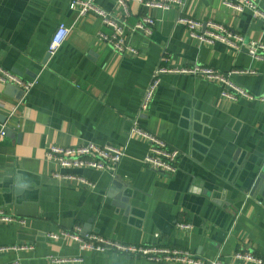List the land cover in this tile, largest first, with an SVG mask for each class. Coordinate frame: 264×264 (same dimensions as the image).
Here are the masks:
<instances>
[{
	"label": "crops",
	"instance_id": "1",
	"mask_svg": "<svg viewBox=\"0 0 264 264\" xmlns=\"http://www.w3.org/2000/svg\"><path fill=\"white\" fill-rule=\"evenodd\" d=\"M132 26L155 20L149 36L127 30L137 55L115 52L100 33L110 27L89 13L79 16L71 0H0V65L35 86L22 99L19 89L0 83V207L24 224H0V246L32 245L27 252L0 251V264H183L149 262L119 253H80L68 238L52 233L96 232L135 245L183 249L225 264H264V101L220 96V86L203 77L165 73L150 108L139 115L144 89L158 66L200 64L220 72L241 69L234 82L254 96L264 94V54L250 57L222 42L192 38L179 16L214 21L244 43L264 44V20L249 9L235 11L223 0H182L168 10L148 9L137 0H93ZM264 14V0H253ZM59 23L70 28L52 56L48 44ZM182 153L173 174L147 168L146 140L131 133L133 120ZM85 142L122 147L114 170L76 169L93 181L53 177L58 166L45 158L48 145ZM118 184V187L113 185ZM188 225L180 228L178 225ZM157 235V236H156ZM249 253L255 263L236 258ZM81 257L54 263L50 257Z\"/></svg>",
	"mask_w": 264,
	"mask_h": 264
},
{
	"label": "built area",
	"instance_id": "2",
	"mask_svg": "<svg viewBox=\"0 0 264 264\" xmlns=\"http://www.w3.org/2000/svg\"><path fill=\"white\" fill-rule=\"evenodd\" d=\"M126 0H119L118 5L126 11ZM141 5L148 9L156 8L168 10L171 6H182V0H137ZM223 4L235 11L242 12L249 9L254 17H262V14L253 0H223ZM69 8L77 12L79 16L94 13L107 27H110L111 34L100 33L99 38L108 42L111 48L117 53H129L137 55L138 51L125 40V33L131 30L149 36L155 25V20L150 16H144L132 26H128L124 21L118 19L113 12H108L100 8L93 0H71ZM176 23L184 26L192 38L202 42L213 44L222 42L233 50L245 49L247 54L254 59H261L264 54V44L255 41L243 42V38L238 33H232L223 25L214 21H197L187 16H179ZM70 28L64 23H59L57 29L50 39L47 52L50 56L54 55L63 45L69 34ZM165 73L188 74L203 77L214 81L220 86V96L228 100L245 98L248 100L258 99L264 101V94L254 96L248 91L237 85L233 76L236 74L254 73L241 69H232L225 73L214 68L195 64L190 67L171 68L158 66L151 75V80L144 89L143 96L139 105V115L146 113L150 108L156 90L161 83V77ZM0 83L12 85L20 90L22 99L28 95L35 86V79H23L13 72L4 69L0 65ZM131 133L138 138L144 139L148 143L147 151L142 159V163L155 171L173 174L178 171L179 160L182 153L178 149L170 148L162 139L156 137L143 127L137 119L133 120ZM6 135L5 126L0 128V140ZM124 156L122 147L112 145H97L92 142H85L75 146H59L50 144L45 149V158L58 166V170L53 177L56 179H70L81 182L85 187H94L93 181L84 176L73 174L76 169H94L98 171L114 170L117 168ZM25 220L7 213L0 207V224H24ZM180 228H189L188 225H178ZM157 236V235H156ZM50 239L59 240L68 238L79 244L80 253H99L111 254L119 253L134 258H142L149 262H174L183 264H225L219 258L200 259L192 252L161 246L158 243L151 245H135L122 243L112 238H106L96 232L82 233L80 226L72 230H62L59 234L52 233ZM32 245L15 244L12 246H0V251L27 252L32 250ZM236 258L246 259L255 263H261L260 259L255 258L249 253H236ZM54 263L80 262L82 258L50 257ZM18 259L13 264H18Z\"/></svg>",
	"mask_w": 264,
	"mask_h": 264
},
{
	"label": "water",
	"instance_id": "3",
	"mask_svg": "<svg viewBox=\"0 0 264 264\" xmlns=\"http://www.w3.org/2000/svg\"><path fill=\"white\" fill-rule=\"evenodd\" d=\"M0 121L4 122L5 121V116L0 114ZM258 184L263 185L264 184V173H261L258 179ZM113 185L115 187H118V184L116 182H113Z\"/></svg>",
	"mask_w": 264,
	"mask_h": 264
}]
</instances>
